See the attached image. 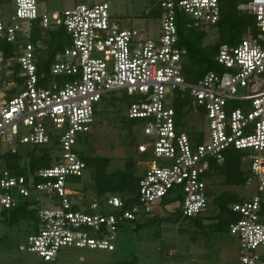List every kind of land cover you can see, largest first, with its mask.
<instances>
[{"label": "built area", "instance_id": "obj_1", "mask_svg": "<svg viewBox=\"0 0 264 264\" xmlns=\"http://www.w3.org/2000/svg\"><path fill=\"white\" fill-rule=\"evenodd\" d=\"M240 1L238 10L256 18L257 33L249 30L235 46L220 45L219 72L191 84L184 76L188 51L180 46L179 17L188 27H215L221 0H158L157 36L151 27H123L107 3L54 11L41 0H14L10 13L11 0H0V155L42 147L53 161L26 176L0 166V217L22 205L37 213L21 251L49 264H59L63 248L114 252L124 224L177 197L183 219L199 217L209 208L213 163L222 165L235 150L245 154L246 184L256 180L258 194L232 205L239 220L230 233L240 254L219 264H264V0ZM59 31L70 44L56 55L45 82L39 64L50 54L43 40ZM7 46L14 47L9 58ZM112 94L129 98L126 117L143 129L146 143L138 151L149 167L131 203L119 194L75 199L72 185L88 171L78 145L92 134L99 106ZM185 97L183 126L175 104Z\"/></svg>", "mask_w": 264, "mask_h": 264}, {"label": "rangeland", "instance_id": "obj_2", "mask_svg": "<svg viewBox=\"0 0 264 264\" xmlns=\"http://www.w3.org/2000/svg\"><path fill=\"white\" fill-rule=\"evenodd\" d=\"M10 1V0H8ZM241 2L240 0H237ZM107 3L110 14L125 28H147L158 35L160 22L154 13L158 11V0H41V5L49 10H67L78 4L95 5ZM15 12L14 0L8 7ZM24 43L30 40V33L24 25ZM207 33L205 46L219 41L215 27H204ZM37 36L38 33H37ZM120 99L122 96H116ZM127 107L119 100L115 103L107 97L100 104L96 124L88 140L78 145L80 153L86 157H106L111 160L108 173L125 170L127 163H135L136 172L143 176L149 167L138 151L139 144L146 143L143 129L139 125L129 130L124 125ZM3 149H5L3 147ZM6 150V149H5ZM43 151L42 147L18 146L21 155ZM28 159L24 163H27ZM163 162V161H162ZM0 166L5 168L4 162ZM94 170H88L86 177L74 181L73 189L80 196L90 200L99 198L94 190ZM73 181V180H72ZM209 208L201 216V226L189 219L177 220L176 205L156 206L151 216H141L138 222L126 223L117 232L114 252L102 250L63 248L60 251L59 264H219L234 262L240 254L239 240L230 231L217 232L212 228L220 213L216 199L229 193L250 200L258 194L257 182L250 185L231 187L225 184L222 176L214 177L208 186ZM86 200V201H87ZM42 205H49L41 198ZM10 216V215H9ZM215 219V220H211ZM34 218H24L11 223L9 218L0 217V264H49L29 252L21 251L30 235L34 232ZM141 226L139 227V225Z\"/></svg>", "mask_w": 264, "mask_h": 264}, {"label": "trees", "instance_id": "obj_3", "mask_svg": "<svg viewBox=\"0 0 264 264\" xmlns=\"http://www.w3.org/2000/svg\"><path fill=\"white\" fill-rule=\"evenodd\" d=\"M240 2L237 0H221L222 5V18L218 25L215 26L219 33V41L212 46H205L207 33L202 27H188V22L182 16L179 17V39L180 46L188 51V55L184 64V76L187 82L191 84L198 83L209 72H219L220 68L215 61L218 48L222 44H229L231 46L241 43L248 33L252 30L254 34L257 33L256 18L252 15L242 13L238 10ZM160 12L154 13V16L159 17ZM37 42V39H34ZM44 44L48 47L50 54L49 60L39 64V70L45 72L47 79L50 80L49 72L52 62L55 60L56 55L70 44V39L66 37L63 32H54L50 34V41L43 40ZM5 56L11 57L14 52V47L7 46L5 49ZM48 51H44L45 54ZM18 71V67H16ZM111 101L115 103L119 100L126 107L130 104L127 96H122L118 99L114 94L111 96ZM189 104L188 97L184 99L178 98L175 104L177 112V122L186 126V106ZM124 125L127 129L132 130L138 125L137 120H124ZM88 140V137L85 141ZM244 153L240 151L230 150L226 153V161L222 165L213 163L211 171L207 177L212 180L216 176L225 178V184L231 187L244 186L247 183L248 172L243 162ZM85 161L88 170H94L95 187L94 190L98 197H104L110 194H119L127 198L128 203L133 202L132 196L136 195L139 189V183L142 179L135 169V163H127L125 170H119L114 173H108L107 168L110 166L111 160L106 157H86L81 154ZM28 159L27 163H24ZM147 160V156L142 157ZM0 162H4L7 169L15 174L26 176L28 172H35L37 170L49 167L52 165L48 152L34 151L26 156L21 154H12L5 152L0 155ZM80 182V179H78ZM211 195L209 194V197ZM245 200L234 194H225L216 199V204L219 206L220 213L216 217L218 222L212 227L214 231L226 232L230 231V227L234 222L239 220V216L233 213L231 207L234 204L243 203ZM182 197H177L172 200H165L164 204L176 205L177 220L183 219L181 213ZM155 212L149 214L152 216ZM10 215V216H9ZM4 216L11 220V223L19 222L21 219L34 218L37 219L35 210H29L27 205H22L20 208L8 213ZM191 223L201 226L203 217L188 218ZM215 220V219H211ZM141 224L139 225V227Z\"/></svg>", "mask_w": 264, "mask_h": 264}]
</instances>
